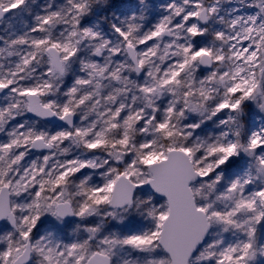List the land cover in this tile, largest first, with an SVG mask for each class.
Instances as JSON below:
<instances>
[{"label":"snow or ice","instance_id":"obj_1","mask_svg":"<svg viewBox=\"0 0 264 264\" xmlns=\"http://www.w3.org/2000/svg\"><path fill=\"white\" fill-rule=\"evenodd\" d=\"M35 2L0 0V264H264V0Z\"/></svg>","mask_w":264,"mask_h":264},{"label":"rangeland","instance_id":"obj_2","mask_svg":"<svg viewBox=\"0 0 264 264\" xmlns=\"http://www.w3.org/2000/svg\"><path fill=\"white\" fill-rule=\"evenodd\" d=\"M147 2L155 7L160 3H163L164 0H147ZM43 3H45V0H36L35 5L33 6V12L39 11V7ZM109 4L111 5L110 7L98 8L96 9L94 15L89 17L90 20L101 18V23L106 31L108 30V21H105L102 18L107 16L109 20H111L113 13H115L116 15H120L121 13L127 11L129 8L134 7L135 0H109ZM23 19L28 23L32 22L30 15L25 14ZM150 22H152V18H150ZM12 23L17 30L22 27L19 21H13ZM4 27L5 24L0 23V29H3Z\"/></svg>","mask_w":264,"mask_h":264}]
</instances>
